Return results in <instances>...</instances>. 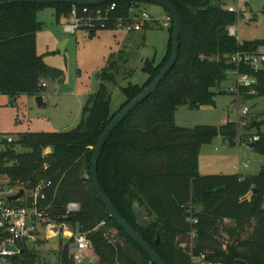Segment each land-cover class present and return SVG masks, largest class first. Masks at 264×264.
Segmentation results:
<instances>
[{"label":"trees","instance_id":"16d2710c","mask_svg":"<svg viewBox=\"0 0 264 264\" xmlns=\"http://www.w3.org/2000/svg\"><path fill=\"white\" fill-rule=\"evenodd\" d=\"M166 1L181 15L177 61L158 88L131 111L105 143L98 163L100 186L123 218L167 264H194L193 259L201 255L205 263L219 257L223 258L221 264H264V165L258 173L244 178L240 174L201 175V147L218 136L235 144L238 124L229 120L221 125L184 127L176 123L181 105L215 106L214 89H220L235 68L231 56L257 50L264 39L240 42L230 34L238 13L225 8L222 0ZM112 2L117 6L114 17H127L131 10L145 11L141 9L145 2L137 0L109 1L99 7ZM47 6L55 8L58 22L72 11L68 3L0 5V93L41 96L46 90L44 78L62 77L63 71L49 66L37 52V32L42 27L38 12ZM165 10L172 18L166 54L159 62L145 61L143 71L148 78L143 84L129 83L121 88L125 100L117 111H111L109 84L117 83L119 59L111 54L100 74L102 82L89 95L76 127L20 133L0 154V174L24 181L27 189L40 179L52 181L42 206L48 207L56 222L76 233H88L98 258L94 264H154L110 215L91 173L94 148L106 127L153 82L171 58L174 21ZM144 28H151L150 23ZM254 74L258 79L255 92L241 90L245 101L264 97V69ZM251 120L245 130H257L259 139L253 147L264 155V131L260 127L264 120ZM17 147L24 150L16 152ZM8 156L14 162L6 165L3 160ZM136 200L148 212L147 228L137 223L133 211ZM71 202L79 203L80 209L68 213ZM190 216L196 217L197 223L188 221ZM158 234L160 243L156 242ZM73 241L71 238L64 243L61 239L57 264H76L70 247ZM39 258L37 252L25 247L13 264H38Z\"/></svg>","mask_w":264,"mask_h":264},{"label":"rangeland","instance_id":"374dc122","mask_svg":"<svg viewBox=\"0 0 264 264\" xmlns=\"http://www.w3.org/2000/svg\"><path fill=\"white\" fill-rule=\"evenodd\" d=\"M222 3L225 8L238 13L233 28L234 35L240 42L264 39V0H222ZM141 9H147L159 17L161 22L166 20L167 12L160 5L145 2ZM55 16L53 6L44 7L38 12L42 27L37 32V52L49 66L63 71L62 79L60 81L49 79L50 85L43 95V105H39L36 97L32 95L12 96L0 93V134L6 133L17 137L27 131H68L76 127L81 121L83 106L89 96L84 95L83 91L90 90L95 93L98 90L102 82L100 74L107 66L111 54H115L114 59H119L117 83L109 84L111 111L115 112L125 100L121 88L129 83L143 84L148 78L143 71L145 61L155 59L159 62L166 53L170 37L168 27L154 24L151 29L138 32L101 29L96 31L95 35L80 29L76 36L64 33ZM58 31L69 38L64 51L59 48L63 40L57 43L54 40V34ZM258 50L264 52V45H260ZM229 82H223L222 85L226 86ZM220 89L221 91L219 88L214 89L217 93L215 106L202 105L199 108H190L186 104L179 106L176 111V123L184 127L200 124L221 125L229 120L236 121L239 110L244 105L250 107V115L253 112L257 113L253 118L258 121L264 120L262 100L260 107H257V100L255 103V100L235 99V95L226 88L221 86ZM236 102L241 104L237 106ZM260 127L264 131V123H261ZM256 131L251 129L244 132L239 129L233 145L221 136L216 137L212 143L204 144L200 149L199 173L240 174L242 178L258 173L264 165V155L250 146L253 142L244 141L245 136L256 135ZM23 150L17 147L15 151ZM2 151L7 150L5 148ZM47 152H50V148ZM8 159L9 156L5 157L3 163L7 165L14 162ZM29 194L27 191L26 195ZM227 223L233 224V221L228 220ZM60 238L67 239L63 234H59L46 240L44 245L30 242L29 248L40 255L38 264H57ZM193 263L205 264V261L204 258L197 257L193 259Z\"/></svg>","mask_w":264,"mask_h":264},{"label":"built area","instance_id":"2783aa9c","mask_svg":"<svg viewBox=\"0 0 264 264\" xmlns=\"http://www.w3.org/2000/svg\"><path fill=\"white\" fill-rule=\"evenodd\" d=\"M81 7V8H80ZM72 5V11L62 21L63 30L67 34L74 35L80 29L96 32L101 29H123L128 32L141 31L146 23L157 26L170 27L172 18L168 15L165 21L148 11L137 13L130 11L127 17H114L112 14L117 6L112 2L106 7ZM232 10V9H230ZM230 27V34L234 35L235 30ZM231 62L235 68L230 72L235 74L232 85L226 90L235 95L236 99H243L242 89H249L250 93L255 92L258 82L254 73L264 69V52L238 51L231 56ZM230 73H228L229 75ZM46 86V83H43ZM241 104L236 102V105ZM250 107L244 105L239 110V117L236 120L239 129L245 132V128L252 122ZM259 139L257 135L245 136L244 141L255 142ZM15 137L11 134H0V152L7 144L12 143ZM51 180L40 179L32 189L25 187V182L16 179L12 180L8 175L0 174V264H13V259L20 255L25 247L29 248L30 242L37 243L41 237L51 239L56 235L63 234L67 239L74 238L71 243V253L76 264L87 262L88 251L92 249L91 241L86 232H75L66 224L56 222L51 218L48 207H43L42 202L47 198V190L52 186ZM25 192L17 200H10V197ZM29 191L30 194L26 195ZM80 209L77 202L68 204V213ZM188 221L197 223V218L190 216ZM56 228V230H55ZM193 233V232H192ZM17 246V250L13 249ZM30 249V248H29ZM199 258H204L201 255Z\"/></svg>","mask_w":264,"mask_h":264},{"label":"water","instance_id":"95a60500","mask_svg":"<svg viewBox=\"0 0 264 264\" xmlns=\"http://www.w3.org/2000/svg\"><path fill=\"white\" fill-rule=\"evenodd\" d=\"M109 1H115V0H0V5L5 2H27V3H35V4H41V5H52V4H58V3H68L72 5H79V6H97L104 3H107ZM137 1H143V2H150L157 5H160L167 9L174 21V33H173V53L171 55L170 60L168 63L164 66V68L160 71L159 75L153 80V82L147 86L137 97H135L130 103H128L121 111L118 113L114 119L111 121V123L106 127L105 131L102 133L100 138L98 139V142L94 148L93 153V159H92V181L93 185L96 189V192L98 193V196L105 204L107 210L109 211L110 215L117 221V223L127 232L128 235L132 237V239L137 242L150 256L152 262L154 264H167L165 260L157 253V251L152 248L150 243H148L137 231L136 229L129 224L123 216L118 212V210L114 207L111 200L105 195L103 192L99 177H98V163L101 156L102 149L109 139L110 135L113 133V131L118 128V126L122 123V121L131 113L132 110H134L141 102H143L149 95H151L159 86V84L162 82L163 79L167 76L168 72L173 68L175 65L178 54H179V48H180V30H181V15L178 11V9L171 4L170 2L166 0H137ZM138 7V6H137ZM68 39L63 41L59 48L64 51V46L66 45ZM36 101L39 105H43V97L42 96H36ZM251 146H254V143H251ZM2 152L1 154H3ZM24 194V189L20 191V193L13 195L10 197V200H17ZM133 211L136 216L137 223L142 228H147L150 224L148 220V212L144 206H141L139 201H134L133 204ZM56 230V228H55ZM157 243L161 242V235L158 234ZM13 249L17 250V246H13ZM24 250H21L20 253H23ZM223 262V258H214L212 262L206 263V264H221Z\"/></svg>","mask_w":264,"mask_h":264},{"label":"crops","instance_id":"0c3cea01","mask_svg":"<svg viewBox=\"0 0 264 264\" xmlns=\"http://www.w3.org/2000/svg\"><path fill=\"white\" fill-rule=\"evenodd\" d=\"M146 11H147V9H145ZM152 15H154L153 13H151ZM168 16V14L166 15V17ZM55 18H56V16H55ZM63 19H64V17H62L61 18V20H60V22H58L57 20V23L58 24H60V25H62V21H63ZM154 26V24H152V23H150V27L152 28ZM63 27V26H62ZM231 27H233V26H231ZM151 28H149V29H151ZM144 30H147L146 28H144L143 30H141V31H144ZM136 32H138V31H136ZM64 33H65V31H64ZM74 35H76L77 36V33L76 34H74ZM91 35H95V33L94 34H92L91 33ZM66 39H68L67 40V42H66V45H67V43L69 42V38H66V36L64 35V34H62L61 32H55V34H54V40H55V42L57 43V42H59L60 40H63V41H65ZM62 41V42H63ZM169 41V40H168ZM38 42V41H37ZM61 42V43H62ZM60 43V44H61ZM65 47V46H64ZM167 47H168V42H167V46H166V51H167ZM166 54V53H165ZM164 57V56H163ZM230 73V72H229ZM235 79V74L233 73V72H231L229 75H228V78L224 81V82H229L228 81V79H231L232 81V83H233V80ZM49 79L50 78H44L43 79V83H46V86H45V92L41 95L42 97H44L43 95L46 93V91L49 89V85H50V81H49ZM62 79V77L60 78V79H58L59 81ZM231 82H229L226 86H224V85H222V87H224V88H226V87H229L230 85H232V83ZM219 91H221V89H219ZM83 93H84V95H90V94H92V92L90 91V90H87L86 92L85 91H83ZM87 97H89V96H87ZM263 97H260V98H257V99H255V103H257V101H258V105H257V107H260V105L262 104L261 103V100H262V102H264V99H262ZM236 99V98H235ZM259 99V100H258ZM257 100V101H256ZM259 109V108H258ZM253 111V110H252ZM256 114L257 113H255V112H253V114H252V117H255L256 116ZM258 121L257 119H255L254 118V120L253 121ZM251 146V145H250ZM2 152H4V151H2ZM1 152V153H2ZM24 192H25V190H24ZM61 239L62 238H60L59 239V243H60V241H61ZM46 240H49V239H47V238H44V237H41V239L37 242L38 244H40V245H42L41 243H43V245H44V243H45V241ZM69 239H64L63 238V242L65 243V242H67ZM58 249H59V247H58ZM98 260V258H97V256L95 255V253L93 252V249H91V250H89L88 251V258H87V262H89V264H94L96 261ZM206 264V263H205Z\"/></svg>","mask_w":264,"mask_h":264}]
</instances>
